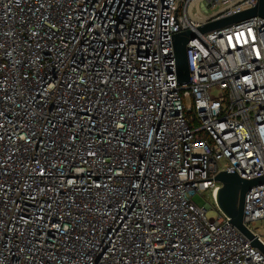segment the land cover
I'll return each mask as SVG.
<instances>
[{
	"label": "built area",
	"instance_id": "built-area-1",
	"mask_svg": "<svg viewBox=\"0 0 264 264\" xmlns=\"http://www.w3.org/2000/svg\"><path fill=\"white\" fill-rule=\"evenodd\" d=\"M256 3L0 0V264H264L214 180L264 174V19L198 31Z\"/></svg>",
	"mask_w": 264,
	"mask_h": 264
},
{
	"label": "water",
	"instance_id": "water-1",
	"mask_svg": "<svg viewBox=\"0 0 264 264\" xmlns=\"http://www.w3.org/2000/svg\"><path fill=\"white\" fill-rule=\"evenodd\" d=\"M254 16L264 19V0H257L253 8L206 24L200 27L198 31L200 33L209 32ZM195 36L196 34L191 30L182 31L173 36L176 78L180 84L186 83L190 79L186 44L189 40L195 38ZM214 180L221 184V188L217 190L215 201L221 212L229 219L224 225L230 223L235 226L249 239L250 245L245 248L255 246L264 255V244L243 224L245 195L252 187L264 183V174L251 179H245L240 177L235 170L221 171L214 177Z\"/></svg>",
	"mask_w": 264,
	"mask_h": 264
},
{
	"label": "rangeland",
	"instance_id": "rangeland-1",
	"mask_svg": "<svg viewBox=\"0 0 264 264\" xmlns=\"http://www.w3.org/2000/svg\"><path fill=\"white\" fill-rule=\"evenodd\" d=\"M191 198H192V201L195 202L198 206H201V207H204L206 205L209 206L207 213H206L207 218H217L219 216V210L217 206L214 205L212 198L207 193H204V195L202 196L198 194H194ZM252 228L256 231L260 230L261 232H264V220L259 221Z\"/></svg>",
	"mask_w": 264,
	"mask_h": 264
}]
</instances>
